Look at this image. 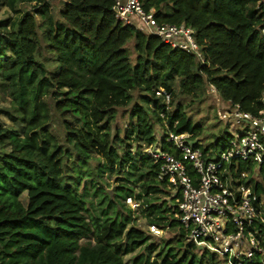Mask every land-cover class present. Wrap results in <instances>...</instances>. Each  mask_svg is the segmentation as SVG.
<instances>
[{
	"label": "trees",
	"instance_id": "obj_1",
	"mask_svg": "<svg viewBox=\"0 0 264 264\" xmlns=\"http://www.w3.org/2000/svg\"><path fill=\"white\" fill-rule=\"evenodd\" d=\"M114 2L65 0L56 20L49 0H0L16 15L0 21V89L10 97L0 116L21 126L0 123V264H226L186 242L174 200L144 149L156 141V126L193 138L201 132L182 105L170 111L158 90L197 99L213 88L223 101L256 113L264 93V0H144L159 23L195 31L203 62L123 25ZM130 39L133 64L125 48ZM130 105L128 129L111 138L118 110ZM53 123L62 128L65 147L50 132ZM229 137L205 147L224 149ZM96 157L104 160L97 183L115 171L127 183L140 182L142 194L134 200L143 197L148 227L176 231L175 239L156 244L132 223L129 209H116L131 199L126 185L114 190L111 215L90 211L78 191L84 172L71 175L63 161L72 159L80 170ZM238 167L264 199V167ZM262 248V255L241 264H264Z\"/></svg>",
	"mask_w": 264,
	"mask_h": 264
},
{
	"label": "built area",
	"instance_id": "obj_2",
	"mask_svg": "<svg viewBox=\"0 0 264 264\" xmlns=\"http://www.w3.org/2000/svg\"><path fill=\"white\" fill-rule=\"evenodd\" d=\"M143 5L144 0H115L114 15L123 25L204 61L191 27L159 23L154 9L146 11ZM211 93L217 97L213 88ZM155 94L165 105L170 103V93L158 90ZM215 99L220 108L217 117L239 131L230 135L224 149L216 151L189 133L165 128L144 153L158 165L156 179L174 200V219L187 242L204 247L226 264H241L263 254L264 199L248 183V172L238 166L264 167V93L254 114L230 103L229 111L222 110L219 98ZM149 229L159 234L157 228Z\"/></svg>",
	"mask_w": 264,
	"mask_h": 264
},
{
	"label": "rangeland",
	"instance_id": "obj_3",
	"mask_svg": "<svg viewBox=\"0 0 264 264\" xmlns=\"http://www.w3.org/2000/svg\"><path fill=\"white\" fill-rule=\"evenodd\" d=\"M65 0H49L50 5V13L54 17V19L59 20V11L63 8V3ZM19 9H23L24 6L18 5ZM30 9V8H29ZM16 15L13 13V11L8 8L7 6H1L0 5V21H7L10 19L13 21L15 19ZM37 21L39 24H41V21L39 18H37ZM41 33V30H40ZM125 48L127 50L130 62L133 64L135 60V53H134V40L130 39L126 45ZM178 89H176V93L174 97H171L170 99V111H173L175 109V106L177 104H180L183 106V112L184 114L192 121L193 124L199 127L201 129L200 135L197 137L198 140L202 143L204 146H208L210 144H214L217 142L218 138H224L226 134L229 135H237L238 129L236 130L228 121L220 120L217 117V110L220 109L219 106L216 104V99L218 97H215L213 93H211L210 88L205 89V94L197 99H191L190 97H184L179 95ZM219 98V97H218ZM219 104L223 108L222 110L229 111V105L227 102L223 101L221 98H219ZM10 106V97L7 93V91L0 89V109L1 108H8ZM130 106H128L125 109H119L117 118L115 120V123L112 124L111 127V138L114 137L116 130L119 131V137H123V133L126 129H128V112L130 111ZM0 123L5 127H15L16 129H20L19 124H12L10 123L5 117L0 116ZM163 128L156 126L154 135L156 141H158L162 134H163ZM50 132L58 139L61 145L65 147L64 144V132L62 131V128L57 123H53L50 125ZM234 135V136H235ZM230 140V137H229ZM227 140L226 142H228ZM222 140L219 141V145L221 146ZM134 152L135 145H132L131 148ZM121 152V151H120ZM63 164L65 165V168L71 175H75V173L79 171H83V179L81 180L79 184L78 191L84 193V198L86 200V205L90 209L91 212H93L96 215H99L101 217H104L102 214L105 210H107V214L111 215L113 212L112 206L108 208L110 200L113 199L114 190L120 186L129 187L132 191L131 201L127 200V198L124 199L122 204L124 205L123 208L121 206L117 205L116 209L120 210L123 213H127V209L131 211V220L132 223L139 229L151 234L153 236L152 241H155L156 244H159L161 242V239H175L176 238V231L168 230V229H158L159 234L154 235L150 232V229L147 225V220L145 219L144 215L140 212L141 209V200H134V197L138 194H142L141 184L140 182L135 183H127L124 178H127V176L124 175V173H117L116 171L113 174H108L107 172H104L102 174L101 180L104 182L103 184H98V180L95 178L96 172L99 168H102L104 165V160L102 158L96 157L92 160H90L85 166L80 168L79 170V163L73 161L72 159H68L67 161H63ZM89 177V178H88ZM133 177H137L136 174H134ZM262 178L256 176L254 179L255 181H260ZM104 196V198H102ZM20 201L23 204H26V197L23 195L20 198ZM113 201H116L113 199ZM166 201L167 205V199L165 197H161L159 202ZM187 242V241H186ZM207 250L202 246H196V252L201 253L202 251ZM208 252H210L208 250ZM138 253V251L127 255L124 257V262L128 263L133 256H135ZM211 253V252H210Z\"/></svg>",
	"mask_w": 264,
	"mask_h": 264
}]
</instances>
